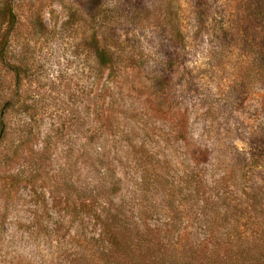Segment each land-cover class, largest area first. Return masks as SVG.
I'll use <instances>...</instances> for the list:
<instances>
[{
	"label": "rangeland",
	"instance_id": "rangeland-1",
	"mask_svg": "<svg viewBox=\"0 0 264 264\" xmlns=\"http://www.w3.org/2000/svg\"><path fill=\"white\" fill-rule=\"evenodd\" d=\"M89 1L0 0V264H101L106 209L195 263L257 243L264 0Z\"/></svg>",
	"mask_w": 264,
	"mask_h": 264
},
{
	"label": "trees",
	"instance_id": "trees-1",
	"mask_svg": "<svg viewBox=\"0 0 264 264\" xmlns=\"http://www.w3.org/2000/svg\"><path fill=\"white\" fill-rule=\"evenodd\" d=\"M89 4L94 10L98 1L91 0ZM7 15L12 18L10 10H7ZM95 40L94 38L92 41L91 49L98 66L110 67L112 65L110 53L99 47ZM0 133V136L5 138L6 128L3 127ZM114 211L118 213V209L115 208ZM118 215L122 219L117 218L116 214H111V211L106 209V218L97 219L101 225L99 231L101 239L93 237L89 239L92 244L97 245L95 252L104 259L100 260L101 264H264V236L258 238L257 243L238 240L229 252L223 253L224 257H221L220 261L213 258L210 261L204 259V261L195 263L193 262L194 258L191 261L189 252L191 248L187 245L179 247L175 240L170 243V246H166L167 242H171V238L167 235L157 236L154 240L149 230L143 228L141 231L138 229L137 223L125 219L122 214ZM167 224L169 225V223ZM159 237L164 239L165 244L159 242ZM102 238L105 243L99 242L102 241ZM214 240L220 243L222 240L226 245V241L221 239V236ZM259 242L261 243L259 244ZM81 260L85 262L83 257Z\"/></svg>",
	"mask_w": 264,
	"mask_h": 264
}]
</instances>
